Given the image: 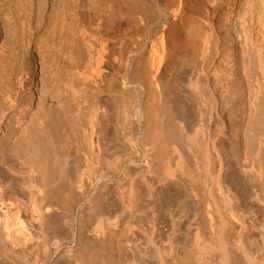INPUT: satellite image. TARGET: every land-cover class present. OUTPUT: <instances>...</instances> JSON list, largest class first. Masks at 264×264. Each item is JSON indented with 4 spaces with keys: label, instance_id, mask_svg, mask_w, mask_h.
<instances>
[{
    "label": "bare ground",
    "instance_id": "obj_1",
    "mask_svg": "<svg viewBox=\"0 0 264 264\" xmlns=\"http://www.w3.org/2000/svg\"><path fill=\"white\" fill-rule=\"evenodd\" d=\"M0 169V264H264V0H0Z\"/></svg>",
    "mask_w": 264,
    "mask_h": 264
},
{
    "label": "rangeland",
    "instance_id": "obj_2",
    "mask_svg": "<svg viewBox=\"0 0 264 264\" xmlns=\"http://www.w3.org/2000/svg\"><path fill=\"white\" fill-rule=\"evenodd\" d=\"M13 164L15 165L16 169L21 168V171H23V172H17L16 171L17 174H13V176H15V178L17 180L18 179L21 180V176H23V177L25 176V174H24L25 170L22 168V166L20 164H15V163H13ZM0 170H2V169H0ZM0 178H1V174H0ZM107 189H108V191H112L115 194H117V196H119L118 192H116L111 185ZM1 195H3L2 197L4 199L7 197H10L9 201L11 202V204H13L12 208L10 207V210L12 209L11 211H15L14 205H16V207L19 208V210H20V215L25 216L29 219V214H30V189L29 188L27 189L26 187L21 186V185H9L8 183H3L1 185ZM33 195H35V192H33ZM7 202H6V204L10 203V202H8V203ZM24 210H26V212ZM0 212H1V209H0ZM144 226H148L145 228L149 229V225H147V223H144ZM138 237H139L138 239H141L140 236H138ZM15 239H18L20 242H22L23 241V235L17 234V235H15ZM167 242L168 241L165 240L164 243H162V244L159 243V244L162 246L161 248L168 253L170 249H169ZM23 244H24L23 247L25 248V250L28 253H30V241L23 242ZM36 244H37V242H34V245H36ZM137 244L138 243H136V245ZM134 247H131L132 249H128V250L135 252ZM142 247H144L143 244H142V246L140 245L139 248L141 249V251L143 250V254H144V249H142ZM176 257H177L178 264H180V260H179L180 254L177 253ZM148 260L146 258V261H148Z\"/></svg>",
    "mask_w": 264,
    "mask_h": 264
}]
</instances>
